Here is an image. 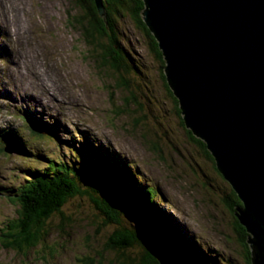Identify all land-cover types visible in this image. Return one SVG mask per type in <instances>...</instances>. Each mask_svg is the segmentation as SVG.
Wrapping results in <instances>:
<instances>
[{"label": "rangeland", "instance_id": "obj_1", "mask_svg": "<svg viewBox=\"0 0 264 264\" xmlns=\"http://www.w3.org/2000/svg\"><path fill=\"white\" fill-rule=\"evenodd\" d=\"M74 2L0 0V12L11 20L16 19L7 24L6 28L24 48L18 52L24 54L26 64L18 65L11 53L16 49L15 43L10 37L1 34L3 62L0 61V65H4L7 74L6 82H0V89L9 96L1 95L0 105L8 110H16L13 101L32 102V99H26L30 97L28 91H20V97L13 94L17 93L20 76L29 79L25 69L27 65L33 64L32 78L36 98L45 97L47 101V106H41L39 115L55 124L51 113L55 111L57 118L62 114L70 133L65 131L60 139L71 142L66 147L63 142L58 145L51 139L35 140L32 130L24 125L22 130L25 138L43 147L48 156L54 158L53 162H65L68 166L71 165L69 168H83L81 172L88 175L93 173L99 177L100 171L96 170L98 166L93 169V163L105 164L113 170L109 164L104 163V160H109L105 152L106 145H109L111 151L120 156L121 162L124 161H116L114 168L119 173L123 171V176L129 178L134 186L140 184L142 191L148 188L152 190L154 208L170 222H174L177 230L181 228V237L196 244L199 252L195 254L202 255L203 258L200 264H246L245 250L235 232L234 216L220 203V198L228 193L225 188L228 185L221 179L222 174L220 176L196 152V144L187 133L191 130H186L184 120L177 114L176 105L169 97L166 83L162 80L161 62L149 51L144 32L138 30L130 18H122L118 22L121 45L129 51L132 63L140 68L139 75H126L134 92L129 94L124 88L117 87L121 76L118 74V77L117 73L114 76L109 64L107 67L103 66L104 60L100 55L103 50L97 48L99 42L91 44L84 36L82 26L77 21L83 13ZM1 36H5L4 41H1ZM99 40L106 44L105 39ZM127 98L130 106L124 105ZM133 98H136L137 103L131 102ZM62 100L67 103L63 104ZM139 105L142 106V112L135 114ZM32 108L36 107L33 105ZM80 109L79 116L67 113H75V110L78 112ZM137 118L144 120L135 125ZM7 123V118L0 115V125ZM87 133L88 136L82 138ZM86 138H93L95 144L91 141L83 142ZM36 147L35 144L32 145L33 155L37 154ZM17 151L16 147L11 150L10 161L13 167L1 169L4 163L0 160V171L3 172L0 174V187L12 186L22 174L23 163L18 158ZM83 151L92 152L91 157L83 155ZM48 162L46 168L50 167L51 159ZM34 164L42 166L43 168L39 167L42 171L47 162H29L25 163V167L34 169ZM126 165L137 176L128 175L123 169ZM112 179L111 187L120 185L115 178ZM25 182V178L19 181L21 184ZM80 183L82 187L87 186L84 181ZM5 190H1L3 196L0 195V228L18 215L15 204L4 197L7 196ZM121 190L122 187L117 192L123 195ZM111 202L117 204L114 199ZM117 206L118 213H122L121 223L124 225H104L101 222L104 214L95 208L89 198H74L65 207L68 215L73 217L72 222L69 225L68 222L64 223L61 233L55 230L60 225L61 218L53 217L50 225L54 228L53 231L44 236L39 243L41 246L31 249L27 255L5 248V243L0 238V264H83L88 257L95 255V250H105L106 242L113 232L123 227L136 228L131 216L120 205ZM165 224H168L166 219ZM176 229H173L175 233L178 232ZM5 231V228L0 231L1 237ZM178 248L184 253V250ZM137 250H132L131 254ZM185 256L193 261L186 254ZM105 259V264L111 261L109 255Z\"/></svg>", "mask_w": 264, "mask_h": 264}, {"label": "water", "instance_id": "obj_2", "mask_svg": "<svg viewBox=\"0 0 264 264\" xmlns=\"http://www.w3.org/2000/svg\"><path fill=\"white\" fill-rule=\"evenodd\" d=\"M144 1L184 123L242 202L252 264H264V0ZM151 250L159 264H197L170 243Z\"/></svg>", "mask_w": 264, "mask_h": 264}, {"label": "trees", "instance_id": "obj_3", "mask_svg": "<svg viewBox=\"0 0 264 264\" xmlns=\"http://www.w3.org/2000/svg\"><path fill=\"white\" fill-rule=\"evenodd\" d=\"M73 1H75V5L81 8V12L83 13V16L77 19V21L82 26L84 36L91 44L99 42L97 48L103 50L102 53L100 52L101 58L104 60L103 66L107 67L109 64V67L113 69L114 76H116L115 73H117V76L118 74L121 76L122 80L120 79L117 83V87L119 89L124 88L129 94H133L134 92L131 81L127 79L126 75H139L140 68L137 67L138 65L135 66L132 63L129 51L127 52L121 45L120 38L122 36L118 30V22L122 18H130L135 23L137 29L144 32L149 51L161 62L163 70L162 80L166 83L165 87L169 97L173 99L177 108V114L181 118L182 110L180 102L174 95L164 70L165 60L163 53L152 30L143 20V12L146 7L145 1L103 0L106 8L105 18L100 15L95 0ZM99 38L105 39L106 44L102 43L103 41H100ZM131 102L133 104L137 103L136 98H133ZM125 104L131 105L128 98L125 100ZM141 112L142 106L139 105L138 112L135 111V114ZM143 117L147 119L145 115ZM141 120L143 121L144 119L137 118L135 125L141 124ZM187 133L196 144V152L199 156L207 161L221 176L206 143L194 136L192 131H187ZM36 134L41 137V134L37 132ZM153 146L155 149H158L156 145ZM82 154L87 155L86 157H91L92 152L87 153L83 151ZM100 165L96 162L93 163V169H96L98 166L96 170L100 171L101 176L99 177L94 176L93 173H89L88 175L86 172H81L83 168H69L70 164L68 166L65 162L57 163L52 161L50 167L46 168L45 171L43 169V172H33L31 174L32 181L25 186H21L17 190H5L7 196L15 204V207L18 208L17 218L5 225L6 231L3 237L0 236L5 243V248L27 255V252L31 251V249L38 247L49 231H53L54 228L50 227L53 217L59 216L61 218L60 225L55 229L61 233L63 232L64 223L68 222L69 225L72 222L73 217L65 211V207L70 200L74 198H89L95 208L104 214L101 221L104 225L122 224V213H118L117 206L120 205L134 220L136 228H131V226L129 228L123 227L113 232L106 242L105 250H95V255L88 257L83 264H105V257L107 258L108 255L111 261L107 264H159L151 250L158 242L178 246L197 264L202 263V255L195 254L199 252L196 244L178 236V233H175L173 230L175 227L163 224L157 216L158 209H155L153 206L154 195L150 188L143 189L142 191L140 184L134 186L129 181V178L123 176V171L119 173V170L116 167L114 168L113 163L110 165L113 170L107 167L104 168V165L101 163ZM124 170L133 176L132 172L129 173V169L124 168ZM112 178H115L120 185H116L117 187L112 185L111 187ZM221 179L228 185V187L225 186L228 193L226 196L220 198V203L225 205L231 215L234 216L235 232L238 235V241L245 250V263L252 264V251L248 243L249 234L240 224L236 213V208L242 207L243 204L230 184L222 176ZM81 181H84L87 186L82 187ZM121 187L123 188L121 190L123 195H120L119 191L117 192ZM109 195L110 197H108ZM111 199H114L117 204L115 205V203L111 202ZM89 239L87 240L89 241ZM134 249L138 250L131 254V251Z\"/></svg>", "mask_w": 264, "mask_h": 264}, {"label": "bare ground", "instance_id": "obj_4", "mask_svg": "<svg viewBox=\"0 0 264 264\" xmlns=\"http://www.w3.org/2000/svg\"><path fill=\"white\" fill-rule=\"evenodd\" d=\"M12 21H15V18H13ZM59 119H61L60 116H59ZM31 121L34 122L33 120H31ZM60 122H61V120H60ZM61 123H62V122H61ZM39 125H40V122H39ZM61 125L64 126L63 124H61ZM41 126H42L43 128H45V126H46V122H41ZM66 126H67V124H66ZM39 127H40V126H39ZM60 129H63V130L66 129V130H67L68 128H62V127H61ZM66 130H65V131H66ZM53 134H54V133H53ZM55 134H56V133H55ZM106 147L111 148L109 145H106ZM17 149H19V148H17ZM111 152H112V151H111ZM96 163H97V162H96ZM97 164L99 165V163H97ZM173 257L176 258V257H177L176 254H174Z\"/></svg>", "mask_w": 264, "mask_h": 264}]
</instances>
